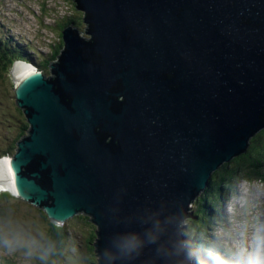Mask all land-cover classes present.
Listing matches in <instances>:
<instances>
[{
    "label": "water",
    "instance_id": "obj_1",
    "mask_svg": "<svg viewBox=\"0 0 264 264\" xmlns=\"http://www.w3.org/2000/svg\"><path fill=\"white\" fill-rule=\"evenodd\" d=\"M50 76L14 75L27 135L12 194L52 222L87 214L95 251L184 207L264 127V0H73ZM233 165V163H231ZM145 252L135 264H149Z\"/></svg>",
    "mask_w": 264,
    "mask_h": 264
},
{
    "label": "clouds",
    "instance_id": "obj_2",
    "mask_svg": "<svg viewBox=\"0 0 264 264\" xmlns=\"http://www.w3.org/2000/svg\"><path fill=\"white\" fill-rule=\"evenodd\" d=\"M13 22L23 28V18L21 22ZM9 27L0 22V31H9ZM12 27L19 29L17 25ZM13 41L22 45V49L33 47L26 42L20 43L18 37ZM23 52L36 60L18 58L14 61L32 64L34 69L41 70L38 55L31 51ZM253 189L257 197L264 196V182H241L239 194L229 191L220 203L221 210L209 222L211 230L208 234H197L193 230L182 205L169 207L161 203L145 209L138 218L140 230L129 229L113 235L105 247L98 250L97 262L135 264L147 251L150 253L149 264H264V209L257 210L250 205L249 196ZM201 225L206 227L204 222ZM56 227L62 225L57 224ZM4 250L9 254L23 250L26 259L38 256L41 260H46L52 253L51 248H41L35 241L27 239L19 221L0 214V251Z\"/></svg>",
    "mask_w": 264,
    "mask_h": 264
},
{
    "label": "rangeland",
    "instance_id": "obj_3",
    "mask_svg": "<svg viewBox=\"0 0 264 264\" xmlns=\"http://www.w3.org/2000/svg\"><path fill=\"white\" fill-rule=\"evenodd\" d=\"M0 0V22L9 27L6 34L14 35L19 38L22 44L29 43V51L35 52L39 60L47 59L50 52L54 53L56 47L57 56L53 59L58 61L60 50V32L62 26L67 23V18L73 16L77 22L73 25L78 33L86 35L85 24L82 22L83 13L75 8L73 0ZM6 2V3H5ZM5 4V5H4ZM4 5V7H2ZM80 17V18H79ZM23 18V22H21ZM14 20L21 22L14 23ZM12 25H17L19 29H15ZM67 26V25H66ZM76 26V27H75ZM65 27V26H64ZM16 45V41L13 46ZM52 45L54 49L52 50ZM4 49H5V45ZM21 47H23L21 45ZM62 48V44L60 46ZM6 50V49H5ZM23 50H26L23 48ZM15 62V61H14ZM13 62V63H14ZM45 62V61H44ZM12 63V64H13ZM4 66L0 62V159L5 156L13 155L16 152L17 142L25 137L28 132L27 121L25 120L24 108H21L15 100L14 96V75L15 66ZM15 64V63H14ZM31 65V64H30ZM51 63L45 67V70L50 76ZM26 124V130L22 128ZM264 128V127H263ZM16 142V144H15ZM8 158V157H7ZM264 169V168H263ZM214 172V171H213ZM237 182H234V190L239 194L241 182H257L253 180H245L238 176ZM261 182V181H258ZM0 186V214L8 218L19 221L22 225V231L27 239H33L41 248L52 249L49 259L41 260L38 256H33L31 259H26L23 256V250H18L15 253L9 254L6 250L0 251V264H98L96 258L97 252L91 251L88 255L87 241L82 238L87 233L91 234L96 240V225L90 220L87 214H83L63 223L50 221L44 211L34 205L22 203L20 198L11 194L9 190H1ZM8 194V195H5ZM223 200H225L229 191L222 190ZM201 200L196 199L195 203L191 204V223H194L193 213L199 211ZM250 205H254L257 210L264 209V196L257 197L255 189L252 190L249 196ZM222 208V206H220ZM197 215L199 212H197ZM213 221V220H212ZM52 224L62 225L59 232L64 233L63 240L59 236L58 229ZM88 235V234H87ZM78 238L79 240H75ZM60 249L59 259L54 257V254ZM96 255V256H94ZM7 263H6V262Z\"/></svg>",
    "mask_w": 264,
    "mask_h": 264
},
{
    "label": "trees",
    "instance_id": "obj_4",
    "mask_svg": "<svg viewBox=\"0 0 264 264\" xmlns=\"http://www.w3.org/2000/svg\"><path fill=\"white\" fill-rule=\"evenodd\" d=\"M82 17L83 21V15ZM79 17V18H80ZM77 22V19L73 16H70L67 18V23L63 25L62 27L73 24ZM76 27V26H75ZM61 37V35H60ZM14 37H10L6 34L5 31H0V62L4 66H8L11 64L14 60L18 58H24L27 61H35V57L27 52H23L22 47L16 43ZM60 44L58 45V49L60 50V46L62 44V38L60 40ZM5 45V49L4 46ZM26 51H29L30 46H26ZM54 49V45H52V50ZM54 53L50 52L48 54L46 61H42L39 63V67L43 71V73L48 76L47 72L44 71L45 67L53 61L54 58L57 56V50L56 47L53 51ZM33 53V52H32ZM24 131L26 130V124H24V127L22 128ZM16 144V142H15ZM233 163V165L231 164ZM264 128L255 133L248 141V147L246 151L238 156H235L232 159V162L224 163L218 170L214 171L210 178L209 187L205 189L201 195L198 197L201 200V203L199 204V211H195L193 213V216H197L194 220V223L192 224L193 230L197 233H205L208 234V231L211 230V225H209V222L212 221L216 214L221 210L220 209V203L223 202V197L225 195H222V190L225 189L226 191H233L234 190V182H237L240 176L241 178L245 180H253V181H261L264 182ZM5 195H8L5 193ZM9 196V195H8ZM219 204V205H218ZM197 212L201 215H197ZM46 215V214H45ZM48 218V217H47ZM50 220V219H49ZM201 221V222H200ZM206 223V227L201 225L202 223ZM54 227L55 224H52ZM61 227L58 229L59 236L57 237V242L59 238L63 240L64 233H60ZM210 232V231H209ZM88 234V235H87ZM86 235H83L82 238H84L87 241V249H88V255L91 256L90 252L95 251V242L94 238L91 234L87 233ZM33 240V239H30ZM75 240H79L76 238ZM34 241V240H33ZM49 248V245L47 246ZM96 256V255H94ZM54 257L58 258L60 257V249L58 248V251L54 254ZM50 257L48 256V259ZM93 259L96 257H92ZM6 262V261H5ZM7 263V262H6Z\"/></svg>",
    "mask_w": 264,
    "mask_h": 264
},
{
    "label": "bare ground",
    "instance_id": "obj_5",
    "mask_svg": "<svg viewBox=\"0 0 264 264\" xmlns=\"http://www.w3.org/2000/svg\"><path fill=\"white\" fill-rule=\"evenodd\" d=\"M15 69V75L26 70L29 69L31 71L34 70V66L31 64L27 65L23 62H15L14 64ZM8 156L3 157L2 159H0V186L1 190L6 189L9 191H12V180H11V175H10V171L8 168ZM49 219V218H48Z\"/></svg>",
    "mask_w": 264,
    "mask_h": 264
},
{
    "label": "flooded vegetation",
    "instance_id": "obj_6",
    "mask_svg": "<svg viewBox=\"0 0 264 264\" xmlns=\"http://www.w3.org/2000/svg\"><path fill=\"white\" fill-rule=\"evenodd\" d=\"M63 28H64V27H62V29H63ZM62 29H61V30H62ZM60 35H61V32H60ZM53 62H54V61H51L50 63H53ZM50 68H51V67H50Z\"/></svg>",
    "mask_w": 264,
    "mask_h": 264
}]
</instances>
